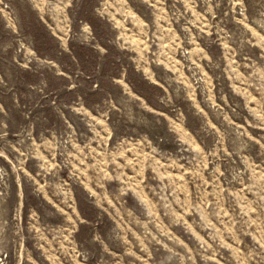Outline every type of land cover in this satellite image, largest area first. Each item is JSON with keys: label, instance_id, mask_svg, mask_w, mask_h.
Here are the masks:
<instances>
[{"label": "rangeland", "instance_id": "rangeland-1", "mask_svg": "<svg viewBox=\"0 0 264 264\" xmlns=\"http://www.w3.org/2000/svg\"><path fill=\"white\" fill-rule=\"evenodd\" d=\"M0 264H264V0H0Z\"/></svg>", "mask_w": 264, "mask_h": 264}]
</instances>
